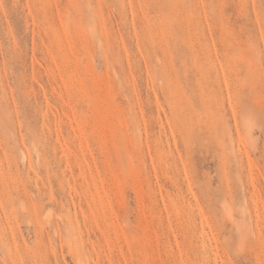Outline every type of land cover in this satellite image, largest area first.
<instances>
[{
	"label": "rangeland",
	"instance_id": "obj_1",
	"mask_svg": "<svg viewBox=\"0 0 264 264\" xmlns=\"http://www.w3.org/2000/svg\"><path fill=\"white\" fill-rule=\"evenodd\" d=\"M0 264H264V0H0Z\"/></svg>",
	"mask_w": 264,
	"mask_h": 264
}]
</instances>
